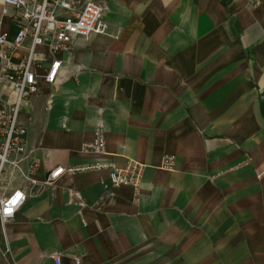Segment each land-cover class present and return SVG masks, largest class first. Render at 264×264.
<instances>
[{
	"label": "crops",
	"instance_id": "1",
	"mask_svg": "<svg viewBox=\"0 0 264 264\" xmlns=\"http://www.w3.org/2000/svg\"><path fill=\"white\" fill-rule=\"evenodd\" d=\"M91 1L105 35L35 49L26 149L38 181L129 162L141 179L113 186L107 169L86 170L25 189L0 230L6 264H264V0ZM17 31L0 17L7 41ZM0 98L14 92L0 84ZM97 130L103 153L82 152Z\"/></svg>",
	"mask_w": 264,
	"mask_h": 264
},
{
	"label": "built area",
	"instance_id": "2",
	"mask_svg": "<svg viewBox=\"0 0 264 264\" xmlns=\"http://www.w3.org/2000/svg\"><path fill=\"white\" fill-rule=\"evenodd\" d=\"M7 16L18 31L11 41L0 32V84L14 92L12 102L0 98V230L13 218L15 211L29 194L39 187L53 184L62 173L86 170L107 169L108 179L113 186L137 187L142 175V166L129 162L122 169L109 164H94L76 169L58 168L48 171L41 181L35 177L38 164L31 159L26 149L25 128L20 114L28 109L30 99L36 92V68L40 65L41 55L36 47L47 52H65L71 47L74 38L86 39L92 35H105L106 26L101 20L102 8L91 0H0V17ZM27 39L29 44L17 62L10 60V53L22 47ZM59 62L50 61L43 76L44 82L52 84ZM103 136L94 131L91 142L83 143L81 151L102 154ZM162 169L170 170L169 159L164 158ZM5 181H2L3 178ZM19 177L25 187L16 186L7 191L9 180ZM7 253V251H5ZM52 264H61L57 255L51 258ZM73 264H80L73 259Z\"/></svg>",
	"mask_w": 264,
	"mask_h": 264
},
{
	"label": "rangeland",
	"instance_id": "3",
	"mask_svg": "<svg viewBox=\"0 0 264 264\" xmlns=\"http://www.w3.org/2000/svg\"><path fill=\"white\" fill-rule=\"evenodd\" d=\"M5 260H6V257L4 256L3 251L0 248V261H1V263L6 264Z\"/></svg>",
	"mask_w": 264,
	"mask_h": 264
}]
</instances>
